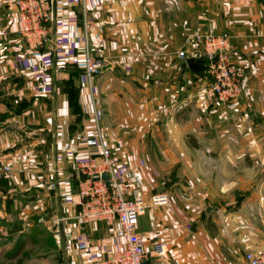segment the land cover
Here are the masks:
<instances>
[{"label":"crops","instance_id":"1","mask_svg":"<svg viewBox=\"0 0 264 264\" xmlns=\"http://www.w3.org/2000/svg\"><path fill=\"white\" fill-rule=\"evenodd\" d=\"M13 11L0 0V248L11 264H50L52 253L55 264H97L120 245L114 228L82 225L60 197L77 191V161L99 154L80 140L98 127L113 156L140 171L146 200L169 197L139 218L146 250L168 251L145 263L232 264L215 254L264 250L252 222L264 219V0H55L40 51L23 43ZM204 34L228 36L245 67L234 111L209 99L206 75L178 55L202 57ZM87 47L105 66L92 86ZM228 197L242 206L211 212Z\"/></svg>","mask_w":264,"mask_h":264},{"label":"built area","instance_id":"2","mask_svg":"<svg viewBox=\"0 0 264 264\" xmlns=\"http://www.w3.org/2000/svg\"><path fill=\"white\" fill-rule=\"evenodd\" d=\"M13 15L17 34L27 48L35 51L44 48L56 22L55 0H14ZM83 15L88 42L90 23L86 13ZM196 42L204 59V74L208 79L207 97L228 110H236L243 94L246 70L242 64L232 60L228 36L204 34L196 36ZM178 55L188 57L185 50H180ZM104 69V64L95 59L87 47L85 71L89 86ZM95 118H100L98 113H95ZM46 122L52 125L54 121L50 117ZM80 140L95 143L99 154L77 161V191L61 192L60 197L79 207L75 219L82 225L104 223L114 228L120 245L97 264H144L150 255L158 259L167 258L168 251L160 242L155 243L151 251L146 250L138 222L147 208L166 205L169 197L159 193L146 200L140 190V171L116 160L99 127L94 138L82 136ZM70 237V232H64V240ZM63 239L61 237V242ZM65 248L70 249L71 246L66 243ZM68 264L76 262L71 260ZM243 264H264V250L246 252Z\"/></svg>","mask_w":264,"mask_h":264},{"label":"rangeland","instance_id":"3","mask_svg":"<svg viewBox=\"0 0 264 264\" xmlns=\"http://www.w3.org/2000/svg\"><path fill=\"white\" fill-rule=\"evenodd\" d=\"M85 14V13H83ZM83 19H84V15H83ZM88 21H89V16H88ZM185 61L187 58H183ZM101 63L104 64V61L100 60ZM98 75H96L97 77ZM227 109V108H226ZM232 111V110H230ZM234 111V110H233ZM107 142V141H106ZM234 140H228L227 143H228V146L229 145H232L234 146ZM117 159V158H116ZM118 160V159H117ZM121 163V162H120ZM262 168H260V172H258L259 174V178H264V171H261ZM141 190V188H140ZM254 190V189H253ZM142 191V190H141ZM252 191V189H251ZM262 191H264V189L262 188ZM262 191H260V195H262ZM242 193H245V192H242ZM245 194H250V193H245ZM239 195V194H237ZM235 194L232 192L231 195H230V198H234L235 199ZM229 197L227 198V200L224 201V203H217V204H212L213 206H216L215 208H212L211 212H219V208L222 207L223 209L227 211H234L236 208L242 206L240 205L239 203H237L235 200L232 201L231 203H229ZM249 207V205L247 206ZM250 209H253L251 206L249 207ZM259 212H261V206H259ZM259 216V214H257ZM256 218V221H252L254 226H256V223H258V231L260 233H262L264 231L263 229V226H264V219H262V217L260 216V218ZM256 217V216H255ZM216 220L218 221V216L216 217ZM215 224V223H214ZM52 228H53V225H52ZM53 239H55L56 241H60L61 242V237L58 236V235H55V237H53ZM9 248H0V264H11L10 263V259L8 257V253L10 250H8ZM39 250V246L37 244H35V248H34V251H35V256L37 254H41L40 252H38ZM7 251V252H5ZM246 252H235V253H216L215 255L219 258L220 256H226V258H230V261L232 262V264H243V258H244V255H245ZM31 256V255H30ZM51 262L50 264H55L56 262L54 261L55 260V254H51ZM31 257H29L30 259ZM54 259V260H53ZM236 262V263H235ZM16 264H18L17 262H15ZM31 262L29 261V264ZM35 264H42V262H40V260H37L34 262ZM26 264V262H25Z\"/></svg>","mask_w":264,"mask_h":264},{"label":"water","instance_id":"4","mask_svg":"<svg viewBox=\"0 0 264 264\" xmlns=\"http://www.w3.org/2000/svg\"><path fill=\"white\" fill-rule=\"evenodd\" d=\"M187 65L196 72V74L202 76L204 75V59L203 57H189L186 59ZM104 178H107L104 175ZM210 209H208L209 211ZM147 264V263H144Z\"/></svg>","mask_w":264,"mask_h":264}]
</instances>
